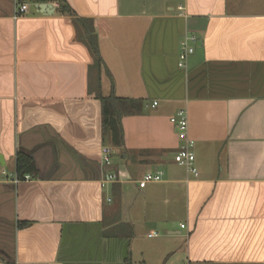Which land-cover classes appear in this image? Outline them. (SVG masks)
<instances>
[{
  "label": "crops",
  "instance_id": "crops-1",
  "mask_svg": "<svg viewBox=\"0 0 264 264\" xmlns=\"http://www.w3.org/2000/svg\"><path fill=\"white\" fill-rule=\"evenodd\" d=\"M64 2L0 0V264H264V0ZM101 96L142 104L121 146ZM179 110L198 177L174 161ZM19 152L36 174L16 184Z\"/></svg>",
  "mask_w": 264,
  "mask_h": 264
},
{
  "label": "built area",
  "instance_id": "built-area-1",
  "mask_svg": "<svg viewBox=\"0 0 264 264\" xmlns=\"http://www.w3.org/2000/svg\"><path fill=\"white\" fill-rule=\"evenodd\" d=\"M54 6H58L57 2L52 3ZM30 3L24 0H16L17 13H26L29 10ZM198 38L196 35H187L180 44V54H179V66L185 67L188 57L194 53V44L197 43ZM157 102H154L153 106H156ZM172 124H174L178 129V136L181 140V145L179 150L174 155V161L178 165L184 167L187 172L192 174L194 177H198L199 171L195 165L196 154L194 152L195 140L189 136V118L186 110H179L175 115L170 118ZM112 149L110 147H103L101 149V160L104 166H110L112 164L110 154ZM29 175L24 176L23 179L28 180ZM21 178L16 177L15 183L18 184L22 182ZM164 179V172L161 170L149 171L144 174V176L138 180L140 187L144 188L150 183L161 182ZM107 180L109 182H125L132 181L130 175L126 172L118 170L115 173H110L107 175ZM184 227V225H182ZM152 234L150 236H153Z\"/></svg>",
  "mask_w": 264,
  "mask_h": 264
},
{
  "label": "trees",
  "instance_id": "trees-1",
  "mask_svg": "<svg viewBox=\"0 0 264 264\" xmlns=\"http://www.w3.org/2000/svg\"><path fill=\"white\" fill-rule=\"evenodd\" d=\"M34 2H60V10H66V4L64 0H31ZM89 35V45L92 52L96 58V63H101L100 52L98 50V45L96 41V36L92 33ZM102 101V123H103V134L104 137L106 133H109L111 140L114 145L121 146L123 144V128L121 124V119L124 115L133 114L136 111L141 110L142 104L127 98H118L115 96L104 97L101 96ZM17 171L20 178H24V175L36 174V167L34 161L24 155L23 153H18L17 155Z\"/></svg>",
  "mask_w": 264,
  "mask_h": 264
},
{
  "label": "rangeland",
  "instance_id": "rangeland-1",
  "mask_svg": "<svg viewBox=\"0 0 264 264\" xmlns=\"http://www.w3.org/2000/svg\"><path fill=\"white\" fill-rule=\"evenodd\" d=\"M24 1L25 2H29V0H24ZM105 72L106 71L103 70V73H105ZM104 140H105V142H106V144L108 146L114 147L113 146L114 144H113V142L111 140V137H110L109 133H106V135L104 137ZM110 157H111L112 165H114V166H120L121 165L120 158H119L118 153L116 151H114V152L112 151L111 154H110Z\"/></svg>",
  "mask_w": 264,
  "mask_h": 264
},
{
  "label": "water",
  "instance_id": "water-1",
  "mask_svg": "<svg viewBox=\"0 0 264 264\" xmlns=\"http://www.w3.org/2000/svg\"><path fill=\"white\" fill-rule=\"evenodd\" d=\"M36 8L38 9L40 13H49L50 10H52V13H53L55 11L54 5L50 2L38 3L36 4ZM52 13H49V14H52ZM0 162L4 163L1 155H0Z\"/></svg>",
  "mask_w": 264,
  "mask_h": 264
}]
</instances>
